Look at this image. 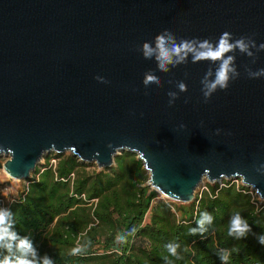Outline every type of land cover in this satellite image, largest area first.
I'll use <instances>...</instances> for the list:
<instances>
[{
    "label": "water",
    "instance_id": "water-1",
    "mask_svg": "<svg viewBox=\"0 0 264 264\" xmlns=\"http://www.w3.org/2000/svg\"><path fill=\"white\" fill-rule=\"evenodd\" d=\"M224 32L247 48L226 54L228 87L205 97L216 66L193 53ZM160 35L197 44L164 72L142 51ZM262 44L264 0H0L2 171L26 181L49 152L106 169L126 151L166 199L190 203L205 178L264 200Z\"/></svg>",
    "mask_w": 264,
    "mask_h": 264
},
{
    "label": "trees",
    "instance_id": "trees-1",
    "mask_svg": "<svg viewBox=\"0 0 264 264\" xmlns=\"http://www.w3.org/2000/svg\"><path fill=\"white\" fill-rule=\"evenodd\" d=\"M12 202L14 230L28 237L38 260L52 264H264V201L225 181L206 185L190 203L155 200L136 155L121 151L98 169L70 153L42 156ZM54 161V164L50 163ZM208 213L211 223L198 226ZM239 213L251 228L241 240L228 235ZM146 219V221H145ZM192 229H197L193 234ZM178 244L171 256L168 244ZM80 249L79 253L74 250ZM8 253L0 248V260Z\"/></svg>",
    "mask_w": 264,
    "mask_h": 264
},
{
    "label": "clouds",
    "instance_id": "clouds-1",
    "mask_svg": "<svg viewBox=\"0 0 264 264\" xmlns=\"http://www.w3.org/2000/svg\"><path fill=\"white\" fill-rule=\"evenodd\" d=\"M230 33L224 32L218 41L213 44L209 40L199 41V47L193 53V59L199 60L200 58L207 59L208 63L216 66L214 73V79L206 83L208 91H206L205 97H207L212 90L217 87L221 89H227L228 81L230 79L229 73H234V68L231 64L234 57L226 55L234 48H239L240 51H245L247 45L244 38L236 40L234 43L229 42ZM155 48H153L148 42L142 45L143 55L146 59L155 58L157 66L160 71H168L167 65L186 62L185 57L188 53L192 52V46L197 44V40L193 39L182 40L179 44H172L168 47L165 37L163 35L157 36ZM264 48V44L260 46ZM175 61V62H174ZM259 74H264V69L260 70ZM100 82L106 83L102 78L97 77ZM158 78L152 74H145V85L150 83H158ZM181 90H185L186 85L180 84ZM169 95H174L170 93ZM212 217L208 213L202 215V219L198 221V226L203 230L205 222L211 223ZM197 229H192L194 234ZM251 232L249 223L241 217L239 213L234 214L231 217L228 235L235 239L241 240ZM258 241L261 245H264V235L258 237ZM178 244L166 245L167 251L171 256H177ZM0 248L4 249L8 255L0 260V264H52V261L47 257H44L42 261L38 260L36 249L33 246L32 241L24 236H20L14 230L13 214L8 209L0 208ZM79 253L80 249L74 250ZM229 253L223 251L220 255L221 264H227Z\"/></svg>",
    "mask_w": 264,
    "mask_h": 264
},
{
    "label": "rangeland",
    "instance_id": "rangeland-1",
    "mask_svg": "<svg viewBox=\"0 0 264 264\" xmlns=\"http://www.w3.org/2000/svg\"><path fill=\"white\" fill-rule=\"evenodd\" d=\"M52 154H54V153L49 152V153H45L43 155L44 156H50ZM4 160L5 159L3 157H0V203L5 205L7 203L12 202L14 199H16L20 195L22 189L25 188L27 183L25 181H16V180L10 179L8 176H6L4 174V172L2 171V168H1ZM42 163H43V160L41 158L37 162V165H41ZM50 163L54 164V161L50 160ZM88 165H94V164L88 163ZM147 183L148 182L146 181L145 184L148 186ZM211 184H213V183H208L205 180V178H202L201 182L197 185L196 189L194 190V193H199L200 191L205 189L206 185H211ZM149 189H151V188L149 187ZM151 190H153V189H151ZM154 192L156 193V198L154 201L160 199V200L169 201L171 203L179 204L178 202L166 199L165 197H163L160 193H158L156 191H154ZM259 201H264V200H259ZM145 221H146V219H145Z\"/></svg>",
    "mask_w": 264,
    "mask_h": 264
},
{
    "label": "built area",
    "instance_id": "built-area-1",
    "mask_svg": "<svg viewBox=\"0 0 264 264\" xmlns=\"http://www.w3.org/2000/svg\"><path fill=\"white\" fill-rule=\"evenodd\" d=\"M225 181H227V180H222L220 183L217 184V186H218V187H222V186H224V182H225ZM229 181H230L231 183H234L236 186L240 185V186L245 187L244 185L241 184L240 180H238V179H237V180H229ZM246 188H247V187H246ZM247 189H248L247 192L251 195V197H252V196L257 197V196H256V195H255V194H254L249 188H247Z\"/></svg>",
    "mask_w": 264,
    "mask_h": 264
}]
</instances>
